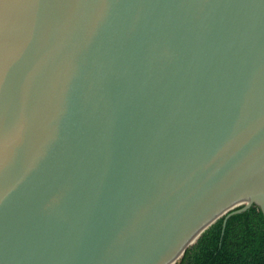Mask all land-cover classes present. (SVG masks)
Here are the masks:
<instances>
[{"label":"water","instance_id":"obj_1","mask_svg":"<svg viewBox=\"0 0 264 264\" xmlns=\"http://www.w3.org/2000/svg\"><path fill=\"white\" fill-rule=\"evenodd\" d=\"M253 205L264 0H0V264H174Z\"/></svg>","mask_w":264,"mask_h":264},{"label":"trees","instance_id":"obj_2","mask_svg":"<svg viewBox=\"0 0 264 264\" xmlns=\"http://www.w3.org/2000/svg\"><path fill=\"white\" fill-rule=\"evenodd\" d=\"M223 218L200 235L178 264H264V218L260 210L253 205L231 215L221 235Z\"/></svg>","mask_w":264,"mask_h":264},{"label":"rangeland","instance_id":"obj_3","mask_svg":"<svg viewBox=\"0 0 264 264\" xmlns=\"http://www.w3.org/2000/svg\"><path fill=\"white\" fill-rule=\"evenodd\" d=\"M179 260H180V259H178L174 264H178Z\"/></svg>","mask_w":264,"mask_h":264}]
</instances>
